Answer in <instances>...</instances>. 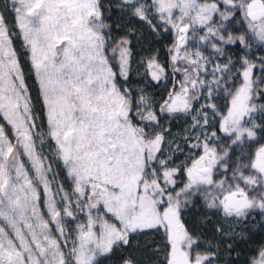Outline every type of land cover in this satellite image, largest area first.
Masks as SVG:
<instances>
[{
    "label": "snow or ice",
    "instance_id": "6c2138e0",
    "mask_svg": "<svg viewBox=\"0 0 264 264\" xmlns=\"http://www.w3.org/2000/svg\"><path fill=\"white\" fill-rule=\"evenodd\" d=\"M0 264H264V0H0Z\"/></svg>",
    "mask_w": 264,
    "mask_h": 264
}]
</instances>
